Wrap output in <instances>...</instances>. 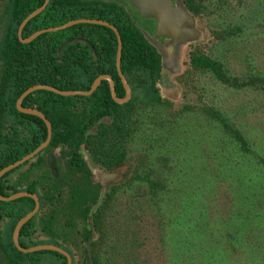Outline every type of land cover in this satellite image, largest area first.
Masks as SVG:
<instances>
[{"label":"trees","instance_id":"obj_1","mask_svg":"<svg viewBox=\"0 0 264 264\" xmlns=\"http://www.w3.org/2000/svg\"><path fill=\"white\" fill-rule=\"evenodd\" d=\"M205 1L174 3L190 16L194 27L204 14ZM43 2L0 0V169L31 152L47 136L40 117L16 108L18 97L28 87L47 84L60 90L86 91L96 77L107 74L113 79L116 96H125L116 68L117 37L111 28L80 23L44 32L27 43L19 40V24ZM79 18L105 20L117 28L122 42L120 70L129 85L130 99L124 103L114 101L107 79L87 96H62L46 90L28 94L21 105L46 116L51 123V138L41 152L0 178V195L28 191L39 199L38 211L20 229L22 247L52 243L70 254L71 264H101L97 253L100 239L95 238L101 234L100 220L118 189L134 180L147 183L153 195L166 188L156 168L148 166L144 157L131 153L136 138L147 136L140 126L143 115L138 109L144 111L155 103H176L162 97L157 87L158 80H162V53L134 24L129 9L117 1L49 0L26 23L22 38ZM211 34L221 37L216 30ZM187 42L180 51V65H175L172 72L181 89L184 109L197 103L183 91L181 81L206 71L231 88L256 87L264 97V74L232 76L221 62L196 46V40ZM211 115L215 116L213 110ZM157 160L165 165V157ZM125 168L122 177L128 174L129 178L104 193L106 182L97 178L95 170L120 174ZM33 207L34 200L27 196L0 200V228L2 221L9 220L7 242L0 232L2 264H66V257L56 251L23 253L14 246V226Z\"/></svg>","mask_w":264,"mask_h":264},{"label":"rangeland","instance_id":"obj_2","mask_svg":"<svg viewBox=\"0 0 264 264\" xmlns=\"http://www.w3.org/2000/svg\"><path fill=\"white\" fill-rule=\"evenodd\" d=\"M106 1L127 7L134 24L162 53L168 66L163 64L157 87L176 104L138 109L147 136L136 138L131 153L154 166L166 188L153 195L147 183L134 180L118 189L95 238L100 239L101 264H264L262 92L228 87L209 71L196 73L181 81L197 103L184 109L172 73L180 65L183 44L196 40L228 74H264V0H206L200 22L191 28L195 37L172 43L171 38L155 37L154 20L141 18L128 0ZM213 30L221 37H213ZM165 49L174 52L168 63ZM160 156L165 165L157 160ZM126 171L107 177L104 193L115 183L123 184L129 178L122 177ZM95 172L97 178L102 173ZM8 228L5 219L0 232L6 242Z\"/></svg>","mask_w":264,"mask_h":264},{"label":"water","instance_id":"obj_3","mask_svg":"<svg viewBox=\"0 0 264 264\" xmlns=\"http://www.w3.org/2000/svg\"><path fill=\"white\" fill-rule=\"evenodd\" d=\"M48 1L49 0H44L41 6H39L38 8L33 10L31 13H29L21 21V23L18 26V30H17V35H18L19 40L23 43H27V42L32 41L33 39H35L37 36H39L40 34L44 32L62 30V29H65V28H68L70 26H73L75 24H80V23L97 24V25H102V26L111 28L117 37L116 68L118 71V75L121 79V82L123 84V87L125 89V96L123 98H118L116 96V93L114 90L113 79L107 74H101L98 77H96L91 87L86 91L60 90L56 87H53L47 84H35V85L28 87L18 97L16 101V108L20 112L31 114V115H36L40 117L46 125L47 136L45 140L42 143H40L37 147H35L31 152L23 156L21 159L16 160L15 162L0 169V178L5 173L18 167L19 165L23 164L27 160L33 158L35 155L41 152L48 145L50 141L52 129H51V123L46 118V116L41 111L35 108L24 107L21 105L22 100L28 94L34 91H37V90H46V91H50V92H53V93H56L62 96H75V95L87 96V95H90L94 90H96V88L98 87V85L103 79H107L109 82V86H110L111 96L114 101H116L117 103H124L131 96L129 85L120 70V58H121V49H122L121 37L119 35L117 28L114 25L110 24L109 22L105 20L89 19V18L73 19L59 26L48 27V28L37 30L34 33H32L30 36H28L27 38H22V30L24 26L26 25V23L30 21L33 17H35L37 14H39L45 8ZM128 1L132 5V7L136 9V11L138 12L141 18H151L155 20L156 22V27L154 31L155 37H166V38H171L173 40H176V39L185 40V39H192L195 37L196 32L193 29L184 27L186 23L191 22L190 16L187 15L179 6L175 5L172 0H128ZM25 196L31 197L34 200V207L31 211L26 213L16 222L13 232H12V241H13L14 246L23 253H31V252H37V251H56L66 257V264H71L72 258L70 254L58 245H55L52 243H42V244L30 246V247H22L19 244L20 229L38 211L39 204H40L39 199L36 194L30 193L28 191H19L9 196L0 195V200H3V201H12V200H16L20 197H25Z\"/></svg>","mask_w":264,"mask_h":264},{"label":"flooded vegetation","instance_id":"obj_4","mask_svg":"<svg viewBox=\"0 0 264 264\" xmlns=\"http://www.w3.org/2000/svg\"><path fill=\"white\" fill-rule=\"evenodd\" d=\"M173 2H174V0H172ZM175 4V3H174ZM175 5H177V4H175ZM178 6V5H177ZM135 9V8H134ZM136 10V9H135ZM154 22H155V20H154ZM192 26H193V24H192V22H188V23H186L185 25H184V27H186V28H192ZM155 27H156V22H155V26H154V31H155ZM157 38H164V37H157ZM186 40H188V39H185L184 41H182V42H185ZM173 41H177V39L176 40H170V43H172ZM165 53H166V62L167 61H170L172 58H173V56H174V52L173 51H167L166 49H165ZM168 63V62H167ZM166 65H168V64H166ZM100 175H98L99 177V179L101 180V181H103V182H108L109 181V179L107 178V177H110V176H112L114 173H107V172H103L102 171V173L100 172L99 173Z\"/></svg>","mask_w":264,"mask_h":264}]
</instances>
